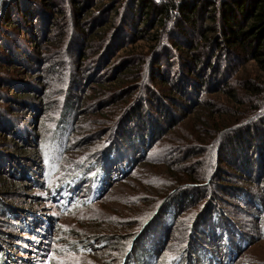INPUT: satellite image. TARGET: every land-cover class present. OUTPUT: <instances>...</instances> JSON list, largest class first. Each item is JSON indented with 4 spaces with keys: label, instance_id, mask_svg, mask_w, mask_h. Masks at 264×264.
<instances>
[{
    "label": "rangeland",
    "instance_id": "rangeland-1",
    "mask_svg": "<svg viewBox=\"0 0 264 264\" xmlns=\"http://www.w3.org/2000/svg\"><path fill=\"white\" fill-rule=\"evenodd\" d=\"M59 1L70 15V0ZM94 2L109 5L104 0ZM71 31L57 56H51L43 45L49 64L41 70L35 66L25 74L24 59L16 70L0 66V78H10L20 69V76L0 89L8 99L0 101V185H8L0 193V263L264 264V166L253 176L248 171L229 170L227 153L219 147L224 136L219 131L224 126L215 130V123L229 118L226 112L241 109L247 113L250 102L241 97L239 109L227 101V94L209 92L192 95L189 101L161 98L165 122L159 118L164 132L156 131L150 141L154 132L149 130L143 139L131 124L127 129L132 128L127 135L130 141L126 142L116 124L124 102L140 95V85L134 69L123 73L125 67L117 68L134 55L146 53L151 44L138 41L115 50L107 59V68L99 65L86 70L96 58V49L71 57ZM63 32L61 24L56 33L61 36ZM129 64L135 62L125 66ZM256 72L253 62L244 64L236 76L241 83L233 77L232 90L243 95L239 86L246 80L255 82ZM260 80L258 85L264 88ZM153 87L158 98L172 94L159 83L154 82ZM16 97L27 105L14 104ZM68 101L70 110H65ZM206 102L213 105V114L199 109L201 113H196V105ZM260 109L254 120L263 119L264 106ZM173 118L175 125L167 124ZM150 122L146 123L149 129ZM214 146L218 162L205 152ZM16 151L22 156L20 165L11 159ZM27 175L33 176V184ZM98 177L107 183L100 196L91 199ZM73 181L84 184L74 189L72 203L63 207L56 189ZM169 196V203L155 215ZM35 217L30 233L24 223L32 224ZM224 231L229 235L224 237ZM235 233L248 245L238 248L233 261H226L222 243L238 247L233 242ZM219 239L222 243L214 246Z\"/></svg>",
    "mask_w": 264,
    "mask_h": 264
},
{
    "label": "trees",
    "instance_id": "trees-1",
    "mask_svg": "<svg viewBox=\"0 0 264 264\" xmlns=\"http://www.w3.org/2000/svg\"><path fill=\"white\" fill-rule=\"evenodd\" d=\"M94 1L70 0L73 11L69 15L63 10L64 5H61L62 2L59 0H0L3 5L0 7V66L7 68L8 71L16 70L15 67L18 66L19 61L24 59L25 74L33 70L35 66L37 70H41L43 66L49 64L44 49H47L48 53L52 52L51 56L53 54L57 56L59 51L64 50L66 44L64 41L68 40L66 38L71 30L70 50L73 55L71 57H79L96 49V58L91 60V65L87 66L86 70L97 68L99 65L107 68V59L115 50L138 41H148L151 45L146 53L134 55L117 68L120 70L125 67L123 73L134 69L133 71H136L134 74L137 76L136 83L140 85L138 98L134 97L133 101L124 102L120 109L121 118L116 124L117 128L120 126L122 128L120 137L126 139V142L130 141L127 135L132 128L130 131L127 129L131 124L142 134L143 139L148 135L149 130L154 132L148 138L150 141L154 140L156 131L163 133L164 128L160 127L162 122L159 118L166 119L163 115L165 106L161 102L162 99L183 101L184 98L189 101L192 95L198 97V93H223L227 94V101L237 104L239 109L242 103L238 99L245 98L250 102L247 113L241 109L234 112L228 111L225 116L229 118L219 123L214 122L215 130L220 128V124L224 126L219 131L222 133L224 131L219 147L222 146L224 153H227L224 156H227L226 164L230 166H227L230 168L228 169L239 172L248 171L252 176L262 169L264 166V117L261 120L254 119L260 116L263 110L260 107L264 106V88L258 85L260 78L263 79L260 81L264 85V0H104L108 1L109 5L105 3L95 5ZM94 7L99 9L97 13L91 11ZM61 24L64 32L60 36L56 32ZM43 33L44 38L41 40ZM43 45L47 47L42 49ZM56 56L54 60L57 62ZM83 60L81 58V61ZM130 61L135 64L125 66ZM249 62L255 64L256 73L259 75L253 78L255 82L246 80L239 86L243 90V95L239 96L230 83L233 77L236 78L239 69ZM18 70L10 75V78H0V89L8 87L12 77L20 76ZM236 79L241 83L240 78ZM154 82L159 83L162 88L172 94L158 98L159 95L153 89ZM98 86L95 84V87ZM172 95L176 96L173 98ZM2 98L4 101L8 100L0 94V101ZM16 98L12 101L14 104L27 105L17 102L21 100L20 97ZM212 106L208 102L203 105L199 103L196 105V113L199 109L203 113L213 114ZM65 108L70 110V101L66 102ZM145 110L150 112L146 113ZM125 116H127L126 120ZM173 119L167 124L175 125L176 119ZM147 122L151 123L150 129L147 128ZM233 123L238 124L231 126L230 124ZM212 127L214 128V124ZM213 138L212 136L211 139ZM211 148V151L209 147L206 148L205 152L206 154L210 152L212 159L218 162L217 148L215 146ZM15 154H12V157L16 159H11L18 165L22 164L20 152L17 154L16 151ZM12 172L10 176L13 177ZM17 173L20 174L19 171ZM188 176L191 177V175ZM26 177L33 184V176ZM95 180L94 188H91V199L100 196L101 188L103 189L107 183L99 177ZM194 180L192 179V182H195ZM82 184L84 182L73 181L70 185H63V188L56 189L62 195L60 197L63 207L72 203L75 197L74 189ZM7 187V184H1L0 193L5 192ZM171 198L169 196L163 199L155 215L169 203ZM0 208H3L2 203ZM170 213L174 214V211ZM202 215L203 213L196 218ZM217 218V216L212 217L213 222L217 221ZM36 221L35 217L32 224L24 223L30 233L32 232L30 228ZM227 226L225 225L230 230L229 224ZM44 227H48V224L45 223ZM216 228L214 232L217 231ZM227 235L224 231V237ZM233 242H236L238 247H232L233 244L225 246L221 241L213 243L214 246L222 243L227 255L226 261H233L238 248L243 249L248 245V241L237 233L234 234ZM2 254L0 253V259ZM208 254L215 259L210 250ZM13 263V260L9 261V264Z\"/></svg>",
    "mask_w": 264,
    "mask_h": 264
}]
</instances>
